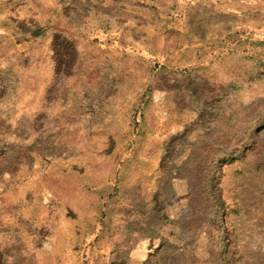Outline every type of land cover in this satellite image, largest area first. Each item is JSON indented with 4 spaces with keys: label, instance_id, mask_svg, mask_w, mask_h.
Segmentation results:
<instances>
[{
    "label": "rangeland",
    "instance_id": "1",
    "mask_svg": "<svg viewBox=\"0 0 264 264\" xmlns=\"http://www.w3.org/2000/svg\"><path fill=\"white\" fill-rule=\"evenodd\" d=\"M0 264H264V0H0Z\"/></svg>",
    "mask_w": 264,
    "mask_h": 264
},
{
    "label": "trees",
    "instance_id": "2",
    "mask_svg": "<svg viewBox=\"0 0 264 264\" xmlns=\"http://www.w3.org/2000/svg\"><path fill=\"white\" fill-rule=\"evenodd\" d=\"M44 33L43 29H37L33 32L34 36H40Z\"/></svg>",
    "mask_w": 264,
    "mask_h": 264
}]
</instances>
